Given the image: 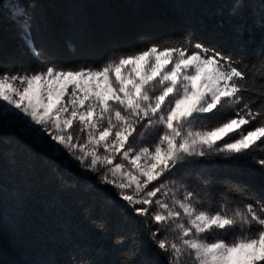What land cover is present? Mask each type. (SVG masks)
I'll return each instance as SVG.
<instances>
[{
	"label": "snow or ice",
	"instance_id": "6c2138e0",
	"mask_svg": "<svg viewBox=\"0 0 264 264\" xmlns=\"http://www.w3.org/2000/svg\"><path fill=\"white\" fill-rule=\"evenodd\" d=\"M231 4L229 17L264 30V0ZM10 19L36 64L0 68V102L111 194L133 226L115 238L120 264H264V193L236 183L242 199L216 200L208 177L185 179L213 156L264 169V47L248 60L187 30L99 64H66L37 45L35 0H15ZM246 28H234L238 45Z\"/></svg>",
	"mask_w": 264,
	"mask_h": 264
},
{
	"label": "trees",
	"instance_id": "16d2710c",
	"mask_svg": "<svg viewBox=\"0 0 264 264\" xmlns=\"http://www.w3.org/2000/svg\"><path fill=\"white\" fill-rule=\"evenodd\" d=\"M14 2L0 3V68L18 70L36 61L10 19ZM20 2L27 7L31 0ZM35 3L37 45L66 64H99L114 52L139 49L160 38L175 39L187 30L248 60H255L264 47V30L251 28V19L229 17L231 0ZM244 23L251 30L245 29L238 45L234 28ZM8 114L11 118L0 126V264H72L81 255L95 264H120L124 251L115 238L127 235L133 226L121 223V210L111 194L91 173L81 174L77 162L49 148V138L37 135L39 126L28 128L14 118L16 114ZM190 171L185 179L209 178L208 193L216 200L225 195L242 199L230 191L236 183L248 186L254 194L264 193V169L251 160L237 163L213 156L204 167ZM94 222H105L108 230L97 231Z\"/></svg>",
	"mask_w": 264,
	"mask_h": 264
},
{
	"label": "rangeland",
	"instance_id": "374dc122",
	"mask_svg": "<svg viewBox=\"0 0 264 264\" xmlns=\"http://www.w3.org/2000/svg\"><path fill=\"white\" fill-rule=\"evenodd\" d=\"M3 0H0V3ZM8 113H14L18 117H14L15 119L19 118L20 122H23L26 127H36L35 125H32L30 121H27V118L23 117L22 113H17L15 109H10V106H6L3 104V102H0V126L5 125L11 117ZM8 116V117H7Z\"/></svg>",
	"mask_w": 264,
	"mask_h": 264
}]
</instances>
